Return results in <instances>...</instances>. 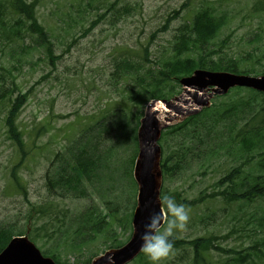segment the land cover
<instances>
[{"label": "rangeland", "instance_id": "obj_1", "mask_svg": "<svg viewBox=\"0 0 264 264\" xmlns=\"http://www.w3.org/2000/svg\"><path fill=\"white\" fill-rule=\"evenodd\" d=\"M113 1L97 0L89 8L87 0H40L38 21L51 35L55 56L61 55L55 67L49 65L42 50L29 47L32 45L29 37L13 44L0 40V92L6 97L3 106L0 103V227H11L15 234L13 238L19 237L18 231L29 230V236L38 229L35 245L39 250L53 244L50 238L57 228L67 229L71 225L68 222L83 220V214L88 210L100 216L114 207L112 230L120 241L131 236L129 228L122 234L124 230L120 223L130 227L135 206L136 183L132 177H127L132 170L133 157H130L135 147L130 144L125 150L124 144L117 143L124 141L121 138L123 130L129 131L130 136L134 133L137 118L131 112L139 111L144 115L146 105L136 106L131 100L142 86L137 71L147 73L149 69H157V64L169 58L179 29L189 24L197 12L209 7L218 16L226 18V25L215 40L220 46V41L229 38L222 47V54L235 58L249 54L255 59L247 61L246 65L255 71H259L264 63L260 58L264 52V0H120L116 12L107 13L95 29L79 39L97 10V15L105 14ZM184 3L189 6L171 23L169 30L151 40V34L162 26L166 17ZM123 7L128 8L125 13H121ZM73 39L78 42L63 54ZM146 47L149 63L144 61ZM256 58H259L258 62ZM125 62L134 65L136 70L130 72L124 67ZM13 83L16 90L12 89ZM11 92L13 97L17 93L28 94L16 121L22 133L24 155L17 154L6 138L1 122V115L7 113L5 110L11 101L8 102L7 97ZM122 115H125L124 122L115 125ZM239 120L238 128L246 118ZM253 122L264 127V115H256ZM92 127L94 131L90 130ZM43 130L45 134L42 135ZM98 130L103 131L101 135L97 134ZM94 137L99 138L96 155L101 156L109 149L112 151L107 163L110 170H99L100 183L92 180L82 184L85 197L58 199L50 196L47 180L54 176L59 156L64 162H70L77 153L78 140L92 145ZM164 138L161 135L159 140L162 158L174 148L164 150ZM20 161L19 169L14 172L17 181L24 184L19 192L13 185L17 181L12 179L11 172ZM239 166L244 173L264 178V155L239 156L233 150L222 151L211 165L200 166L193 162L191 170L174 178L164 177L160 198L166 218H169L166 198H172L178 204L182 200L199 203L194 208H186L189 212L186 227L174 230L173 236L187 240L217 236V245L225 249L240 250L251 245L254 239L252 217L264 215V201H255L249 212H245V206L237 202H225L219 196L212 200L206 198L219 191L215 183L224 173ZM38 207H49L54 219L49 222L48 218L38 216L35 211ZM165 224L158 234L165 231ZM259 231L258 235L264 237V223H260ZM107 246L109 243L103 244L101 238L84 249L61 244L60 262L79 264L90 253L101 254ZM144 257L149 260L146 254ZM190 258L189 249L171 251L161 264H190ZM218 259L219 256L213 253L212 260ZM255 264H264V259L256 260Z\"/></svg>", "mask_w": 264, "mask_h": 264}, {"label": "trees", "instance_id": "obj_2", "mask_svg": "<svg viewBox=\"0 0 264 264\" xmlns=\"http://www.w3.org/2000/svg\"><path fill=\"white\" fill-rule=\"evenodd\" d=\"M97 0H87L86 6L92 8ZM120 0H114L107 8L105 14L97 15L89 22V26L80 35V38L87 36L95 27L105 19L107 13L116 12ZM40 0H0V40L5 44H13L16 41H24L26 37L30 38L32 49L42 50L45 58L51 67H55L56 61L61 59V55L55 56L54 44L48 29L38 21L37 9ZM189 6L188 3L182 4L169 14L160 28L151 34V40L158 34L169 30L171 23L179 18L180 14ZM123 7L121 13L127 11ZM226 25V18L218 16L212 8H202L193 17L189 24L182 26L178 31V36L171 47L169 58L157 64V69H149L147 73L137 71V77L142 85L131 97L136 106H145L147 103L156 100H169L181 93L179 79L189 77L197 69L213 72H231L235 74L264 76V63L261 64L259 71H253L251 66H247V61H253L255 58L246 54L244 57L235 58L222 54L229 38L220 41V46L215 44L219 33ZM78 42L73 39L66 47L63 54L68 53ZM260 58L264 59V52ZM257 62L259 58H256ZM144 61L149 60L148 48L144 49ZM125 68L130 72L135 71L134 65L125 62ZM13 83V90H16ZM11 92L8 98L6 115H1L2 126L5 129L6 138L14 145L18 155H24L22 133L16 125L21 109L27 102L28 94L17 93L15 97ZM1 106L5 100L4 92H0ZM1 114V113H0ZM264 115V93H258L248 89L237 88L224 97H215L209 108L203 109L197 115L186 118L183 122L167 128L162 132L164 138V150L171 149L161 162L163 176L165 178H174L181 173L189 170L193 162L200 166L211 165L222 154V151L233 150L237 155L258 153L264 155V127L254 124L253 119L256 115ZM131 115L137 118L134 133L130 136L129 131L123 130L121 138L124 141H118L117 145H125L129 149L133 144L131 169L137 152L136 130L142 112L137 111ZM125 115L118 117L115 125L124 122ZM241 118H246V122L238 128ZM119 129H122L120 126ZM40 132V131H39ZM45 134L43 130L40 132ZM41 135V136H42ZM99 139L94 144L83 145L78 140L77 153L73 155L70 162L63 161L59 156V166L55 169L52 178L47 180V192L50 196L58 199L81 198L86 196V190L82 187L84 182L90 183L97 178L100 169L105 170L107 163L112 156L109 149L103 155L98 153ZM166 153V151H165ZM242 158V157H241ZM21 161L12 167V179L17 181L15 171L19 169ZM191 170V169H190ZM127 177H132L131 170ZM125 179V178H124ZM101 181L98 180L97 183ZM18 191L24 187L22 181L13 184ZM215 188L219 189L214 194H208L206 198L212 200L219 196L225 202H237L245 206L249 212V207L255 201L263 203L264 201V178L254 177L250 173H244L241 166L232 169L228 174L223 175L216 183ZM25 194V193H24ZM214 198V199H215ZM178 200V198H177ZM180 203L186 208H194L199 203L196 200ZM112 205V203H109ZM258 206L257 208H260ZM34 208V207H33ZM31 208V209H33ZM30 209V210H31ZM40 217H46L49 222L54 219L53 211L47 207H38L35 210ZM115 208L112 207L109 213L98 216L95 211L88 210L83 214L84 219L71 224L67 229H56L54 236L50 238L53 244L44 249L42 254L54 260L57 264H66L60 262V245L67 247H80L92 244L98 239L103 240V244L109 243L108 249H117L125 241H120L118 234L112 230V220H114ZM244 212V213H245ZM264 214V213H263ZM168 221V216L166 223ZM264 223V215L252 217L251 231L254 239L251 245L240 250L225 249L217 245L218 237H200L192 240L180 239L175 236L170 237L173 248L172 251L189 249L191 253L190 264H255L256 260L264 259V237H260L259 225ZM13 227V226H12ZM107 227V230L105 229ZM14 228V227H13ZM120 228L126 232L129 224L120 223ZM15 229V228H14ZM30 234L28 237L33 242H37L38 235ZM244 231H248L245 229ZM29 230L18 231L17 236L25 235ZM15 234L11 227H0V252L11 240ZM106 250V249H105ZM103 250L101 253H103ZM82 251V250H81ZM100 252L90 253L85 260L79 264H90L92 259ZM219 256V259L212 260V254ZM142 251L135 264H151L144 257Z\"/></svg>", "mask_w": 264, "mask_h": 264}, {"label": "water", "instance_id": "obj_3", "mask_svg": "<svg viewBox=\"0 0 264 264\" xmlns=\"http://www.w3.org/2000/svg\"><path fill=\"white\" fill-rule=\"evenodd\" d=\"M183 92L171 100L153 101L145 110L137 131L138 153L133 167V179L137 184L136 207L131 226L132 237L122 248L109 250L94 258L90 264H128L142 251V239L149 219L159 214L160 226L164 213L160 201L162 186L161 149L158 140L161 130L188 116L197 114L215 96L227 94L234 87H245L264 92V77L252 78L226 72L196 70L179 82ZM161 114L165 125L160 127L156 116ZM158 229V230H159ZM157 230V231H158ZM0 264H54L45 258L26 237L11 239L0 253Z\"/></svg>", "mask_w": 264, "mask_h": 264}, {"label": "clouds", "instance_id": "obj_4", "mask_svg": "<svg viewBox=\"0 0 264 264\" xmlns=\"http://www.w3.org/2000/svg\"><path fill=\"white\" fill-rule=\"evenodd\" d=\"M166 207L169 212L167 227L162 234L157 230L160 226L159 214L150 217L145 234L141 237L142 250L148 256L151 264H161L172 251L173 244L170 237L174 230H184L189 220V212L185 205L176 203L172 198H166Z\"/></svg>", "mask_w": 264, "mask_h": 264}, {"label": "bare ground", "instance_id": "obj_5", "mask_svg": "<svg viewBox=\"0 0 264 264\" xmlns=\"http://www.w3.org/2000/svg\"><path fill=\"white\" fill-rule=\"evenodd\" d=\"M156 119H157V123L160 127L164 126L165 125V122L163 121V118L161 116V114L159 113L157 116H156ZM129 242V241H128Z\"/></svg>", "mask_w": 264, "mask_h": 264}]
</instances>
